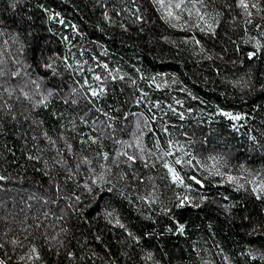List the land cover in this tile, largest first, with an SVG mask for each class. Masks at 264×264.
Wrapping results in <instances>:
<instances>
[{
    "label": "trees",
    "instance_id": "obj_1",
    "mask_svg": "<svg viewBox=\"0 0 264 264\" xmlns=\"http://www.w3.org/2000/svg\"><path fill=\"white\" fill-rule=\"evenodd\" d=\"M0 262L264 264V0H0Z\"/></svg>",
    "mask_w": 264,
    "mask_h": 264
},
{
    "label": "rangeland",
    "instance_id": "obj_2",
    "mask_svg": "<svg viewBox=\"0 0 264 264\" xmlns=\"http://www.w3.org/2000/svg\"><path fill=\"white\" fill-rule=\"evenodd\" d=\"M79 166V165H78ZM85 170H80L81 175V183L82 187L85 190L84 192H89L90 188L94 185L99 184H113L120 189L128 192L139 195H144L147 192V187L149 183V175L143 171H130L127 173H120L116 169L112 167L104 166L101 161H92L87 164H80ZM83 171V172H81ZM84 172H92L90 174H86ZM140 172H143L142 174ZM140 176H143V181L140 183ZM88 179L91 181V185L88 184ZM91 186V187H90Z\"/></svg>",
    "mask_w": 264,
    "mask_h": 264
},
{
    "label": "snow or ice",
    "instance_id": "obj_3",
    "mask_svg": "<svg viewBox=\"0 0 264 264\" xmlns=\"http://www.w3.org/2000/svg\"><path fill=\"white\" fill-rule=\"evenodd\" d=\"M246 6V5H245ZM93 94H95V93H93ZM225 115H230V114H225ZM232 118H234V119H238V117H232ZM129 159H132V157H129ZM177 163H179V161H177ZM169 171L170 172H172L173 170L172 169H169ZM173 179L174 180H176V179H178V177L175 175V173H173ZM0 264H2V262H0Z\"/></svg>",
    "mask_w": 264,
    "mask_h": 264
}]
</instances>
